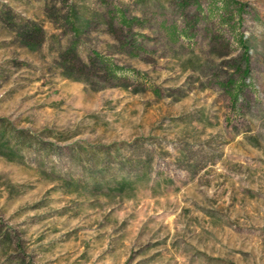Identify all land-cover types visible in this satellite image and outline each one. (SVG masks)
Wrapping results in <instances>:
<instances>
[{"label": "rangeland", "instance_id": "374dc122", "mask_svg": "<svg viewBox=\"0 0 264 264\" xmlns=\"http://www.w3.org/2000/svg\"><path fill=\"white\" fill-rule=\"evenodd\" d=\"M209 1L0 0V264H264V0H232L239 115ZM73 47L135 74L70 72Z\"/></svg>", "mask_w": 264, "mask_h": 264}, {"label": "trees", "instance_id": "16d2710c", "mask_svg": "<svg viewBox=\"0 0 264 264\" xmlns=\"http://www.w3.org/2000/svg\"><path fill=\"white\" fill-rule=\"evenodd\" d=\"M192 2L195 4V1ZM196 8L199 9V6L196 5ZM245 12L246 10L242 5L232 0H210L206 13L201 15L203 19L216 21L221 28L225 27L227 32L231 35L233 44L240 50V59L238 63L232 67V74L220 85L229 99L230 111L233 115H239L242 109L248 106L247 95L253 90L250 73V51L252 50V44L244 35L236 32L237 28L242 23V16ZM120 20L123 25H127L124 19L121 18ZM38 33L39 30L37 28L30 27L23 30L18 37L22 40L24 46L36 48L38 42L33 41L37 39ZM188 33L189 30L185 29L182 31L184 36H187ZM74 49V47L69 48L62 56L63 65L66 69H69L70 72L74 70V72L78 74L84 73L87 65V67L93 69L95 75L112 81L127 79V75L134 76L135 74L95 54L89 57L87 64H84L75 55Z\"/></svg>", "mask_w": 264, "mask_h": 264}]
</instances>
